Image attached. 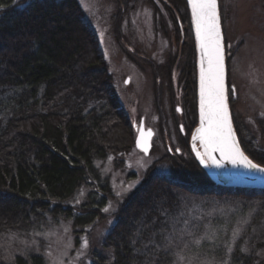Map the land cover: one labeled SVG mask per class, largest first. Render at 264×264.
<instances>
[{
    "label": "trees",
    "instance_id": "16d2710c",
    "mask_svg": "<svg viewBox=\"0 0 264 264\" xmlns=\"http://www.w3.org/2000/svg\"><path fill=\"white\" fill-rule=\"evenodd\" d=\"M182 1L184 105L194 116L196 51ZM133 133L79 0H0V264H48L33 250L5 255L10 234L32 239L61 219L77 236L104 218L114 194L102 165L124 163ZM188 149V168L148 171L123 199L90 264H264V189L214 185Z\"/></svg>",
    "mask_w": 264,
    "mask_h": 264
},
{
    "label": "rangeland",
    "instance_id": "374dc122",
    "mask_svg": "<svg viewBox=\"0 0 264 264\" xmlns=\"http://www.w3.org/2000/svg\"><path fill=\"white\" fill-rule=\"evenodd\" d=\"M79 2L88 22L102 41L104 57L112 72L115 94L121 107L126 111L132 127L133 123L139 126L140 120L145 118L146 126L155 132L154 147L149 155L138 149L135 146L137 130L134 129L133 144L128 152L122 154L124 163L116 167L114 160L110 159L102 165L103 175L110 178L114 197L109 199L104 208L105 217L95 226L90 229L87 227L75 236L71 223L60 219L42 233L32 235V239L10 234L6 240H2L1 245L8 257L14 253L33 250L42 254L48 264H90L93 260L92 252L101 249L107 233L115 223L114 213L119 204L139 185L145 174L153 170L155 173L173 177L175 171L188 168V160L192 159L188 152V138L198 124L197 90L194 101L196 113L195 116L191 115L192 118L188 121L184 119V114L189 111L188 106L184 105V102L189 103L186 100L187 93L182 89L181 81L174 85L169 70L165 72L164 91L160 95L161 101L158 102L155 73L150 68H145L144 71L138 69L141 65L139 56L134 54L130 47L120 45L115 29L118 20L119 25H122L123 35L129 38L132 47L139 51L151 52L147 56L164 58V70H167V63L177 56L179 46L181 62L185 63L184 52L189 39H186L187 32L181 20L186 12L183 1L154 0L153 4L149 0L127 2L79 0ZM218 6L226 58L227 96L232 120L241 137L248 142L251 154L260 164L255 163L264 167V1L218 0ZM157 8L164 10L165 22L169 20L170 24L168 39L164 37V41L159 43L155 41L151 30L153 25L151 19ZM168 11L177 17L178 33L174 32ZM188 20L191 24V18ZM135 25L140 27H137L136 32ZM177 105L182 108L181 115L177 114L175 109ZM180 123L184 125L185 134L179 128ZM167 144L172 154L168 152ZM177 148L181 149L179 155L175 153ZM86 192L87 190H83L78 193L75 203L83 201ZM188 258L191 261L186 260L183 264H199L195 257Z\"/></svg>",
    "mask_w": 264,
    "mask_h": 264
},
{
    "label": "snow or ice",
    "instance_id": "6c2138e0",
    "mask_svg": "<svg viewBox=\"0 0 264 264\" xmlns=\"http://www.w3.org/2000/svg\"><path fill=\"white\" fill-rule=\"evenodd\" d=\"M192 11V23L196 31L197 47L200 51V119L197 129L203 153L196 150L197 159L205 167L209 164L220 166L213 156L219 152L221 160L227 159L233 165L264 173V167L253 163L240 149L232 130L227 104L225 102V77L222 36L219 30L217 0H188ZM207 65V66H205ZM180 109L178 108L177 111ZM152 133L141 130L137 146L145 154L148 139ZM198 137L193 136V140ZM131 187V186H129ZM108 211V209H105ZM87 242L84 246L86 247Z\"/></svg>",
    "mask_w": 264,
    "mask_h": 264
},
{
    "label": "water",
    "instance_id": "95a60500",
    "mask_svg": "<svg viewBox=\"0 0 264 264\" xmlns=\"http://www.w3.org/2000/svg\"><path fill=\"white\" fill-rule=\"evenodd\" d=\"M186 3L188 6V0H186ZM188 9H189V13H190L192 31H193L194 40H195L196 77H197V80H196L197 81V114H198V124L194 127V129L192 130V133L190 135L189 146H190L191 153H192L194 159L196 160V162L198 163V165L200 166V168L206 173L209 180L216 186L264 189V173L247 169V168H245L239 164L233 165L232 163L228 162L227 159L221 160V155L219 152H214L213 156L215 157V159L217 161H219L220 166L217 167L215 164L210 163L209 166L205 167L197 159L196 151L193 150L195 147L196 150L203 153L204 148L201 145V141L199 139V133H197V129L200 128V126H201V119H200V51L198 50V47H197L195 27L192 23V11H191V8L189 6H188ZM217 12H218V17H219V30H220V33L222 36V45H223V63H224V77H225V102L227 104L229 118L231 121L232 130H233V133L235 135V139H236L240 149L242 150V147L240 145V142L238 140V137H237L234 125H233L232 116H231V112H230V108H229V104H228L226 58H225V48H224L223 33H222V27H221V21H220L218 0H217ZM205 66H207V65H205ZM141 130H143L145 133H147L150 130L152 133L151 137L148 139V151H149V149H150L149 143L152 139L153 132L151 129L144 130L143 124H141L140 131L136 135L135 146L138 149L142 150L140 147L137 146V143H136L137 138L139 137ZM194 135H196L198 137L196 140H193ZM244 154H245V152H244ZM253 163H255V162L253 161Z\"/></svg>",
    "mask_w": 264,
    "mask_h": 264
},
{
    "label": "flooded vegetation",
    "instance_id": "af4514ba",
    "mask_svg": "<svg viewBox=\"0 0 264 264\" xmlns=\"http://www.w3.org/2000/svg\"><path fill=\"white\" fill-rule=\"evenodd\" d=\"M136 19H137V17H136ZM176 19H177V17H176ZM151 20H152V23H153V25L151 27V30H152V33L154 34V38H156L155 41L157 43H159V41H164V37H167V39H168V33H169L168 26L170 24H169V20L167 22H165L166 19H164V10H161V9L157 8L156 11L153 14ZM171 24H172V21H171ZM134 27H135V30H134L135 32L137 30V27L140 28L138 25H135ZM116 32H117V34L119 36V40H120L119 43H120V45L122 44L124 46L130 47L132 49V52L134 54H137V56H139L138 60L141 61V65H143V66L139 65L138 66V69L141 70V71H144V70H146L145 68H150L151 71L155 73V77H156V86H155V89H156V91L159 94L158 102L161 101L160 95H161L162 91H164V77H165L166 73L169 70H170V79L172 80V82H174V85H176V83L177 84L180 83V81H181L182 82L181 83L182 89H184V87H183L184 86V73H183L184 63L181 62V58L179 56L180 53H181L180 52V46H179V52L176 53L177 56L174 57V58H172V60H170V62L167 63V65H166L167 70H164V58L163 57H154V56L151 57V56H147L151 52H145V51H142V50L139 51V50L135 49L134 47H132L131 46L132 45V42L129 41V38L127 39L123 35L122 25H119V29H117ZM158 39H161V40H158ZM99 42H100L101 49L103 51V45H102V41L100 40V38H99ZM153 44L155 45V42H153ZM141 54H145V55H141ZM103 55H105L104 54V51H103ZM195 63H196V60H195ZM128 80H129V78H127L126 82H128ZM179 89L180 88H178V90ZM178 108L180 109L179 111H177ZM175 109L177 111V114H179V115L182 114V108L179 105H177L175 107ZM194 113H196V111ZM191 115L193 116V114H191L190 113V110H189L186 114H184V119H186L188 121L191 120V118H192ZM144 119L145 118H142L140 120L139 126L136 123H133V128L135 130H137V133H138L140 131L141 124H143V129L144 130H146V129H151L152 130L153 136H152V139H151V141L149 143L150 149H149L148 153L146 154V155H149L150 152L152 151L153 147H154L153 139H154V136H155V132H154V130L152 128L146 126ZM183 126H184L183 123L182 124L181 123L179 124V128H180L181 132L185 134V130H184ZM263 134H264V130H263ZM190 135H191V133H190ZM189 141H190V136L188 138V145H189ZM180 142L183 144V141L180 140ZM167 150H168V152L170 154H172V150H171V148H170V146L168 144H167ZM175 153L178 154V155L181 154V149L180 148H177L175 150Z\"/></svg>",
    "mask_w": 264,
    "mask_h": 264
}]
</instances>
